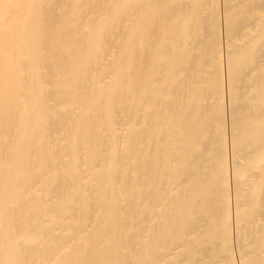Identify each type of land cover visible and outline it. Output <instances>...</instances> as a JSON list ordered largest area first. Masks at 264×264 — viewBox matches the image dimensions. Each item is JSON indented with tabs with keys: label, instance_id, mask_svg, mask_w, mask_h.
I'll use <instances>...</instances> for the list:
<instances>
[{
	"label": "bare ground",
	"instance_id": "6f19581e",
	"mask_svg": "<svg viewBox=\"0 0 264 264\" xmlns=\"http://www.w3.org/2000/svg\"><path fill=\"white\" fill-rule=\"evenodd\" d=\"M0 264H264V0H0Z\"/></svg>",
	"mask_w": 264,
	"mask_h": 264
}]
</instances>
